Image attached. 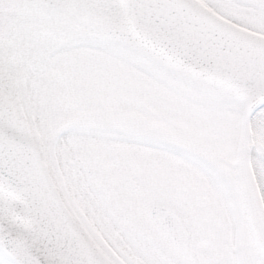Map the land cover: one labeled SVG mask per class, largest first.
<instances>
[{
    "label": "snow or ice",
    "instance_id": "1",
    "mask_svg": "<svg viewBox=\"0 0 264 264\" xmlns=\"http://www.w3.org/2000/svg\"><path fill=\"white\" fill-rule=\"evenodd\" d=\"M0 264H264V0H0Z\"/></svg>",
    "mask_w": 264,
    "mask_h": 264
}]
</instances>
